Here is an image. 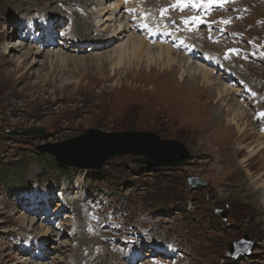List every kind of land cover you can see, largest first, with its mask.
<instances>
[{"label":"rangeland","instance_id":"1","mask_svg":"<svg viewBox=\"0 0 264 264\" xmlns=\"http://www.w3.org/2000/svg\"><path fill=\"white\" fill-rule=\"evenodd\" d=\"M75 1L0 0V264H79L82 255L95 256L96 264L98 256L106 264H264L263 188L253 189L264 177V149L243 162L248 146L264 142V0L142 1H151L153 21L147 17L171 46L172 36H185L183 24L189 23V43L219 60L220 66H207L214 82L235 83L234 95L219 102L217 84L209 87L190 74L181 78L179 64L174 71L144 65L112 70L109 52L98 45L112 27L105 33L94 26L100 2L82 0L83 11L67 12ZM111 2L107 9L117 5ZM120 16L123 25L145 17H131L127 9ZM86 17L92 42L79 48L77 21ZM12 42L13 52L4 54ZM40 43L36 62L19 66L18 57ZM55 51L71 57L53 59ZM232 97L242 101V136L232 109L224 112ZM40 127L45 135L10 133ZM90 128L150 130L181 141L192 157L177 168L152 169L123 155L86 170L62 167L36 149ZM186 174L200 176L208 187L193 188ZM81 178L83 188L75 190ZM217 208L230 210L226 220ZM47 228L54 233L45 235L41 254L33 238ZM245 232L256 245L236 259L228 245ZM152 245L161 253L145 254Z\"/></svg>","mask_w":264,"mask_h":264},{"label":"bare ground","instance_id":"2","mask_svg":"<svg viewBox=\"0 0 264 264\" xmlns=\"http://www.w3.org/2000/svg\"><path fill=\"white\" fill-rule=\"evenodd\" d=\"M45 1H50V0H45ZM75 1L76 4L74 6L66 5L65 9H71V8H77L80 11H83V4ZM95 1V0H94ZM111 1L113 0H98L100 2L95 6V9L97 10V14H99L98 17H95L94 19V26L100 27L102 32L107 33V28L112 27L110 30L109 34L107 36H103L100 40L98 45L100 46L99 49H106V52H109V56L106 57L108 64H110V67L112 70H117L120 68H123L124 66L127 68H132L133 67H138L141 65L146 66L147 68L157 69H171L174 71V68H177V65H181V78H184L186 76L193 75L194 77H198L201 80L205 81L204 84L208 85L209 87L214 86L217 84V87H213L216 91V102L219 101H225L227 98H229V95H234V88L232 87L233 84L232 82H221V80H218L217 82H214L213 76H211L212 72L211 70L208 69V64L210 66H220L219 60L215 59L212 54L209 52H203L201 50V46H194L189 43L187 39L191 38V33L189 32L190 30V24L184 22V30H185V36L180 37L178 35H173L172 39H174V46H171V43L167 41L168 35L164 33V31L160 28H156V26H153L151 21L148 19L147 14L150 16V19L153 21V15L148 13V6L150 5V2L152 1H146V3H142L144 0H116L117 5L114 6V9L109 7L107 9V4L108 2L111 5ZM115 1V0H114ZM127 4L124 6V4ZM99 7V8H98ZM16 8V7H15ZM124 9H127L128 14L131 13V17L135 16L136 13L140 15V20H136L133 23L127 22L125 25H123V22L126 20L122 19L121 13ZM142 15H141V14ZM88 17L85 19H79L77 23L81 26L82 30L79 33L80 36L78 38L79 41V48H83V46L86 45H91L92 42V32L89 33L88 31L92 29L94 31L93 26H89L90 22L89 19L87 20ZM130 25H134V30L132 31L130 29ZM180 26V24H179ZM190 27V28H189ZM44 30V29H43ZM47 30V29H45ZM98 30V28H97ZM144 31L145 35H139L138 32ZM51 31V30H48ZM47 31V32H48ZM194 31V30H193ZM47 32H44V35H48ZM99 32V31H98ZM78 35V36H79ZM104 35V34H103ZM189 35V36H188ZM44 36V37H45ZM51 36V35H50ZM97 36V35H96ZM100 36V35H99ZM162 37L164 42L162 43ZM48 38V37H46ZM67 38V37H66ZM36 39V38H35ZM38 39V38H37ZM40 39V38H39ZM42 39V43L43 40ZM161 39V40H160ZM49 40V39H47ZM157 40H160V43L157 42ZM14 42V41H13ZM11 45H6L4 49V54L7 53L9 54L11 51L13 52V44ZM39 42V41H38ZM41 42V41H40ZM45 43V42H44ZM116 43V46H115ZM38 45V46H37ZM41 43L36 44L33 47L27 48L26 52L24 53V57L21 55L18 57V65L23 66L25 63L28 62L29 59L33 58V61L36 62V59L38 55L42 52L41 50ZM44 45V44H43ZM77 46V45H74ZM112 46V47H111ZM111 47V48H109ZM108 48L110 50H108ZM175 48L176 50H179L180 54L178 52L173 51L172 49ZM15 49V48H14ZM25 49V48H22ZM21 49V50H22ZM20 50V49H19ZM201 51V52H200ZM56 52V51H55ZM66 57H71L66 55L65 53L61 51H57L53 59H57L60 61H64ZM103 57V56H102ZM99 56L98 62L104 63L103 58ZM102 58V59H100ZM193 60V61H192ZM198 60H203V63ZM32 61V63H34ZM106 62V63H107ZM31 63V64H32ZM28 64V63H27ZM44 65L48 66V63L45 62ZM156 66V67H155ZM143 67V66H142ZM214 70V68H213ZM121 71V70H120ZM41 73H39V77H41ZM217 79V78H216ZM183 80V79H182ZM201 81V82H203ZM212 85V86H211ZM233 90V92H232ZM236 95V94H235ZM237 98H233L230 101V104L228 105V102L226 103L225 106L227 108L224 109V112L228 113L232 109V119L233 124L237 126V129L239 130L240 136H242L245 132L247 127H242V125L239 124L240 120L243 118L242 115L244 114V111H242V101L240 102L239 100L236 101ZM238 104L239 107H233V105ZM222 118L225 115V113H221ZM218 117V115L216 116ZM256 127V126H255ZM259 134V133H258ZM259 136V135H258ZM261 137H259L260 139ZM257 142V141H256ZM242 147V146H241ZM250 153V157L247 158L245 161L246 162L250 160V158H253L256 156V154H260L261 150L264 149V142L259 141L255 146H248ZM83 178L79 179L76 181L75 184V190H81L83 188ZM259 179V180H258ZM258 183L255 186H253L254 190L259 191V187L263 188L262 194H259L261 199L263 200L264 203V177L263 175L258 176ZM258 186V188H256ZM65 188V187H64ZM250 191V190H249ZM258 200V199H256ZM261 200V201H262ZM264 213V212H263ZM24 222V221H23ZM24 224V223H23ZM28 225V223H27ZM30 227V225H29ZM31 228V227H30ZM54 233L53 231H50L49 228L42 229L41 232L38 233V236H35L33 239V244H36V248L41 253L45 248V238L47 233ZM41 235V236H40ZM38 237H41V240H37ZM144 245V244H143ZM142 245V247H143ZM141 246H139V249L141 251ZM151 249L148 250L150 252H146L145 254H149L148 256H154L158 255L160 252L161 247L157 246H151ZM44 253V252H43ZM41 253V254H43ZM45 254V253H44ZM166 255L170 254L169 250L165 251ZM92 255V254H91ZM130 255V254H129ZM31 257V256H30ZM33 257H37L36 255H33ZM95 256H92L90 260H87L84 255L78 257V263L79 264H96L95 262L93 263ZM119 257L115 256V259ZM98 263L97 264H106L107 261L106 259L99 257L98 256ZM114 259V260H115ZM27 260V258H26ZM87 261V262H86ZM31 262V261H29Z\"/></svg>","mask_w":264,"mask_h":264},{"label":"water","instance_id":"3","mask_svg":"<svg viewBox=\"0 0 264 264\" xmlns=\"http://www.w3.org/2000/svg\"><path fill=\"white\" fill-rule=\"evenodd\" d=\"M179 26L176 19L172 21ZM11 134L23 136H39L47 133L46 128L11 131ZM36 149L42 153L52 154L62 167L80 169H101L107 162L118 156L130 155L131 161L149 168L163 166L177 168L192 157V152L181 141L163 138L150 131H106L90 128L87 131L58 142L38 145ZM185 179L193 188H207L208 182L200 176L186 174ZM216 212L226 220L229 209L217 208ZM255 241L248 232L228 245L232 257L242 259L250 255L255 248Z\"/></svg>","mask_w":264,"mask_h":264},{"label":"snow or ice","instance_id":"4","mask_svg":"<svg viewBox=\"0 0 264 264\" xmlns=\"http://www.w3.org/2000/svg\"><path fill=\"white\" fill-rule=\"evenodd\" d=\"M193 6L195 7V6H198V5H196V4H193Z\"/></svg>","mask_w":264,"mask_h":264}]
</instances>
